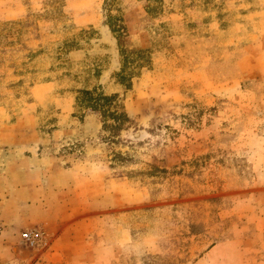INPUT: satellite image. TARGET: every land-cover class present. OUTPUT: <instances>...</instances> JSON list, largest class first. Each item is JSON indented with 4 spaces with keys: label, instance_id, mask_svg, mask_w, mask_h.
<instances>
[{
    "label": "rangeland",
    "instance_id": "rangeland-1",
    "mask_svg": "<svg viewBox=\"0 0 264 264\" xmlns=\"http://www.w3.org/2000/svg\"><path fill=\"white\" fill-rule=\"evenodd\" d=\"M0 264H264V0H0Z\"/></svg>",
    "mask_w": 264,
    "mask_h": 264
},
{
    "label": "trees",
    "instance_id": "trees-1",
    "mask_svg": "<svg viewBox=\"0 0 264 264\" xmlns=\"http://www.w3.org/2000/svg\"><path fill=\"white\" fill-rule=\"evenodd\" d=\"M110 28H111V31L113 33H115V34H116V32L120 33V30L119 31L115 30V28H113V27H110ZM121 29L124 30L123 27ZM118 35L119 34H116L117 37H118ZM140 53H142V52L138 51L136 53H131V54L139 55ZM127 54H129V53H127ZM127 54H125L126 57H127ZM127 76H128L127 74L120 73L118 75L119 81H120L119 84H122V81H124L127 78ZM131 78L132 77L129 75L128 84H130ZM96 90H97L96 88H93L90 90L89 89L76 90V93L78 94L76 97L77 103H79L85 107H88L90 109H93V110H97L99 108H101V109L110 108L113 105V102L115 101L116 95L114 94L111 96H106L102 93H99V92L97 93Z\"/></svg>",
    "mask_w": 264,
    "mask_h": 264
},
{
    "label": "crops",
    "instance_id": "crops-1",
    "mask_svg": "<svg viewBox=\"0 0 264 264\" xmlns=\"http://www.w3.org/2000/svg\"><path fill=\"white\" fill-rule=\"evenodd\" d=\"M23 160L25 161V162H32L35 166H37V163H39L40 164V166L42 165L41 163H42V161H43V159H38V158H34V156L33 155H31V156H25L24 158H23ZM45 161V160H44ZM46 161H50V160H46ZM52 169L53 168H51V172H52ZM41 167H40V169H39V171L35 168L33 171H34V174H36V175H38V173H42L41 172ZM80 172H81V166L80 165H77L76 163L74 164H71L70 166H67V167H64V168H62L61 169V172L59 173V175H61V176H68V175H71V178H72V180H73V178L76 176V180H74V181H82V180H84V179H81L80 178ZM40 175V174H39ZM51 178V177H50ZM51 183L52 184H54V180H53V178H51ZM87 181H89V180H87ZM36 183H37V181H35ZM90 182V181H89ZM89 182H85L84 183V185H85V187H89V186H91L93 183H89ZM83 185V186H84ZM78 189H80V190H78L79 191V193L82 191V188H78ZM85 197V195H83V198Z\"/></svg>",
    "mask_w": 264,
    "mask_h": 264
},
{
    "label": "built area",
    "instance_id": "built-area-1",
    "mask_svg": "<svg viewBox=\"0 0 264 264\" xmlns=\"http://www.w3.org/2000/svg\"><path fill=\"white\" fill-rule=\"evenodd\" d=\"M22 240L29 244H36L42 241V233L38 229L24 230L21 234Z\"/></svg>",
    "mask_w": 264,
    "mask_h": 264
}]
</instances>
